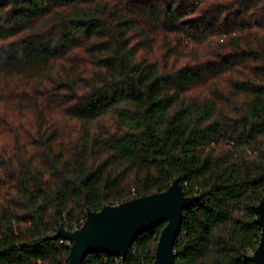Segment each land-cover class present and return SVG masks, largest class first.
I'll list each match as a JSON object with an SVG mask.
<instances>
[{
	"label": "trees",
	"instance_id": "trees-1",
	"mask_svg": "<svg viewBox=\"0 0 264 264\" xmlns=\"http://www.w3.org/2000/svg\"><path fill=\"white\" fill-rule=\"evenodd\" d=\"M174 180L176 264H252L264 0H0V264H67L60 227ZM164 225L82 264H155Z\"/></svg>",
	"mask_w": 264,
	"mask_h": 264
},
{
	"label": "water",
	"instance_id": "water-1",
	"mask_svg": "<svg viewBox=\"0 0 264 264\" xmlns=\"http://www.w3.org/2000/svg\"><path fill=\"white\" fill-rule=\"evenodd\" d=\"M199 199L200 196H185L179 181L174 180L163 192L107 205L96 212L87 210L80 228L68 231L60 227L53 238L70 244L67 264H82L92 253L125 260L137 237L165 224L156 243L155 264H176L174 243L181 230L183 213ZM252 211L260 239L247 259L252 264H264V195Z\"/></svg>",
	"mask_w": 264,
	"mask_h": 264
},
{
	"label": "built area",
	"instance_id": "built-area-1",
	"mask_svg": "<svg viewBox=\"0 0 264 264\" xmlns=\"http://www.w3.org/2000/svg\"><path fill=\"white\" fill-rule=\"evenodd\" d=\"M253 154H255V153L253 152Z\"/></svg>",
	"mask_w": 264,
	"mask_h": 264
}]
</instances>
